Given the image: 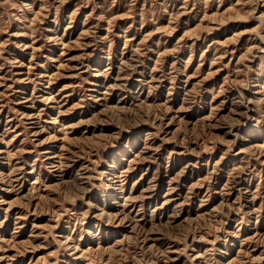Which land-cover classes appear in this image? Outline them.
<instances>
[{
  "label": "rangeland",
  "instance_id": "obj_1",
  "mask_svg": "<svg viewBox=\"0 0 264 264\" xmlns=\"http://www.w3.org/2000/svg\"><path fill=\"white\" fill-rule=\"evenodd\" d=\"M0 264H264V0H0Z\"/></svg>",
  "mask_w": 264,
  "mask_h": 264
}]
</instances>
